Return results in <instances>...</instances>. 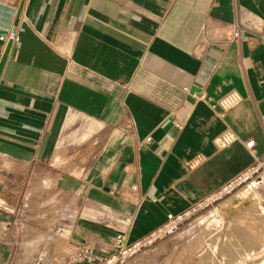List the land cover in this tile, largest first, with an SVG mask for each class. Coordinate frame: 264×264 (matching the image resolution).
<instances>
[{
    "label": "crops",
    "instance_id": "crops-1",
    "mask_svg": "<svg viewBox=\"0 0 264 264\" xmlns=\"http://www.w3.org/2000/svg\"><path fill=\"white\" fill-rule=\"evenodd\" d=\"M11 30L0 264H59L84 246L112 255L118 234L149 238L263 160L264 0H0V35ZM232 92L241 102L224 111ZM52 196L64 210L31 239ZM181 241L130 264H197Z\"/></svg>",
    "mask_w": 264,
    "mask_h": 264
},
{
    "label": "rangeland",
    "instance_id": "rangeland-1",
    "mask_svg": "<svg viewBox=\"0 0 264 264\" xmlns=\"http://www.w3.org/2000/svg\"><path fill=\"white\" fill-rule=\"evenodd\" d=\"M262 171L252 175L244 183L227 191L221 190L181 217L176 226L165 228L162 233L148 240L145 249L170 237L182 238L173 245L176 252H189L197 264H264V181ZM53 193V192H52ZM68 198H46V219L31 222L30 238L44 232L52 234L54 216L59 217ZM21 243V238H20ZM22 245L15 246V249Z\"/></svg>",
    "mask_w": 264,
    "mask_h": 264
},
{
    "label": "built area",
    "instance_id": "built-area-1",
    "mask_svg": "<svg viewBox=\"0 0 264 264\" xmlns=\"http://www.w3.org/2000/svg\"><path fill=\"white\" fill-rule=\"evenodd\" d=\"M240 36V32L238 28H235L232 34V39H236ZM0 41L5 46H18L21 43L20 37L18 36L16 31H8L7 33L0 35ZM241 102L240 96L232 92L226 95L220 102L219 106L224 111H230L235 108ZM223 144H227L232 140V136L227 133L221 139ZM255 145L254 141H249L246 144L247 149L253 150ZM264 170V157L263 160L258 163L257 166L250 167L241 175L237 176L231 182H229L222 190L227 191L229 188L234 189L236 186L241 185L247 179H249L252 175L259 173ZM183 217V216H182ZM181 221V217L169 216V221L165 228L170 226H176ZM164 228V229H165ZM159 230L156 234L150 236L145 240H140L135 243H130L128 238L124 234H118L115 237V245L116 251L114 254L105 256L103 254L97 253L93 248L89 246H84L79 249L73 255L62 259L59 264H127L128 261L133 257L138 255L141 249L145 246L148 240H151L157 234L162 233L163 230ZM45 256L40 255L36 260L32 262V264H43Z\"/></svg>",
    "mask_w": 264,
    "mask_h": 264
}]
</instances>
